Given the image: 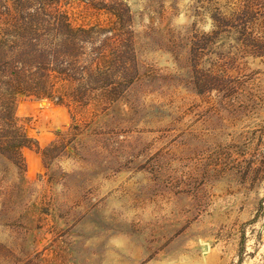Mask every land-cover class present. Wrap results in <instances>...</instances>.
Wrapping results in <instances>:
<instances>
[{"label":"rangeland","instance_id":"obj_1","mask_svg":"<svg viewBox=\"0 0 264 264\" xmlns=\"http://www.w3.org/2000/svg\"><path fill=\"white\" fill-rule=\"evenodd\" d=\"M123 1L138 71L119 98L103 111L16 102L49 156L0 154V264L263 263L264 55L223 35L205 47L210 9L236 0ZM226 67L233 90L205 92V70Z\"/></svg>","mask_w":264,"mask_h":264},{"label":"trees","instance_id":"obj_2","mask_svg":"<svg viewBox=\"0 0 264 264\" xmlns=\"http://www.w3.org/2000/svg\"><path fill=\"white\" fill-rule=\"evenodd\" d=\"M82 1L87 7L105 10L114 20L105 25L78 23L66 7L69 0H11L10 6L4 0L0 10V154L15 165L23 166L25 147L49 156V147L40 148L16 115L18 98L49 99L75 111H103L137 74L127 3ZM215 4L209 11L212 29L205 33V47L223 35L238 44L242 56L264 55L260 0H236L222 8ZM236 56L228 58L235 61ZM229 68L205 70V92L214 82L226 84L230 93L233 86L228 83L236 78L228 74ZM225 75L227 79H222Z\"/></svg>","mask_w":264,"mask_h":264}]
</instances>
